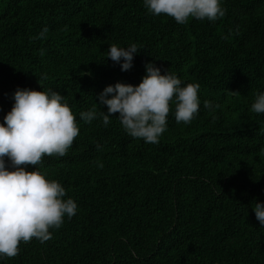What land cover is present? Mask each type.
<instances>
[{
  "label": "trees",
  "instance_id": "1",
  "mask_svg": "<svg viewBox=\"0 0 264 264\" xmlns=\"http://www.w3.org/2000/svg\"><path fill=\"white\" fill-rule=\"evenodd\" d=\"M222 6L216 22L177 24L143 0H0V123L27 88L63 95L80 129L67 155L26 167L61 183L76 215L0 264H264L252 210L264 203V114L249 111L264 92V0ZM132 43L140 52L121 71L108 46ZM148 62L200 85L191 124L177 123L173 106L167 131L148 144L124 132L118 113L107 127L80 119L107 113L99 93L138 85Z\"/></svg>",
  "mask_w": 264,
  "mask_h": 264
},
{
  "label": "clouds",
  "instance_id": "2",
  "mask_svg": "<svg viewBox=\"0 0 264 264\" xmlns=\"http://www.w3.org/2000/svg\"><path fill=\"white\" fill-rule=\"evenodd\" d=\"M222 4L223 0H143L148 13L171 17L177 24L190 19L216 22L226 14ZM47 31L44 28L39 36L43 38ZM139 52L135 43L127 47L112 44L106 57L121 71H128ZM40 54L44 55V51ZM144 68L145 75L138 85L117 82L99 93L97 99L107 107V113L93 108L81 112L80 119L91 124L100 117L107 127L112 114L118 113L124 132L148 144H158L167 131L173 106L176 122L191 124L201 105L200 85L183 84L169 70L162 75L152 62ZM12 99L11 110L0 123V261L17 256L21 242L48 241L52 237L50 229H59L65 217L71 219L77 213L76 202L70 197L65 199L67 193L61 183L47 179L46 173L36 168L26 171L29 165H41L45 156L67 155L79 135L76 117L63 95L53 90L17 88ZM203 106L209 111L218 107L209 101H204ZM249 111L264 114V92L255 96ZM97 167L103 164L97 162ZM252 210L259 225L264 226V203L255 202Z\"/></svg>",
  "mask_w": 264,
  "mask_h": 264
}]
</instances>
